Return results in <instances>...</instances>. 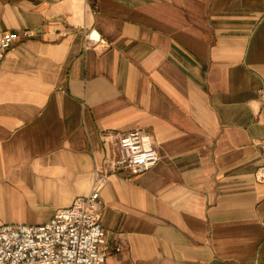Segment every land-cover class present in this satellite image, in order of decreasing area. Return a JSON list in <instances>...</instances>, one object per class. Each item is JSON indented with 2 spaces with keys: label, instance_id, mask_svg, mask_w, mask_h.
I'll return each mask as SVG.
<instances>
[{
  "label": "crops",
  "instance_id": "1",
  "mask_svg": "<svg viewBox=\"0 0 264 264\" xmlns=\"http://www.w3.org/2000/svg\"><path fill=\"white\" fill-rule=\"evenodd\" d=\"M4 31L0 225L97 189L106 264H264V0H0Z\"/></svg>",
  "mask_w": 264,
  "mask_h": 264
},
{
  "label": "built area",
  "instance_id": "2",
  "mask_svg": "<svg viewBox=\"0 0 264 264\" xmlns=\"http://www.w3.org/2000/svg\"><path fill=\"white\" fill-rule=\"evenodd\" d=\"M13 39L9 32H0V63ZM260 96L264 100V91ZM118 144L124 155L114 160V166L139 173L151 169L159 160L150 135L138 127L122 133ZM262 155L264 158V149ZM256 177L264 182V162ZM100 208V194L94 189L57 209L46 222L0 225V264H106L113 245L104 235Z\"/></svg>",
  "mask_w": 264,
  "mask_h": 264
}]
</instances>
